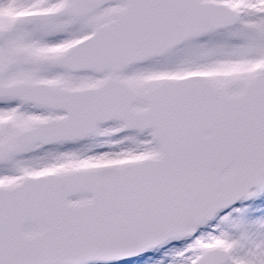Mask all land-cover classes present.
<instances>
[{
  "label": "snow or ice",
  "instance_id": "snow-or-ice-1",
  "mask_svg": "<svg viewBox=\"0 0 264 264\" xmlns=\"http://www.w3.org/2000/svg\"><path fill=\"white\" fill-rule=\"evenodd\" d=\"M0 264H264V0H0Z\"/></svg>",
  "mask_w": 264,
  "mask_h": 264
}]
</instances>
